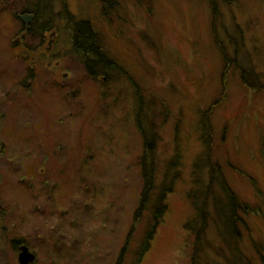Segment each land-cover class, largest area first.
<instances>
[{"label": "rangeland", "instance_id": "1", "mask_svg": "<svg viewBox=\"0 0 264 264\" xmlns=\"http://www.w3.org/2000/svg\"><path fill=\"white\" fill-rule=\"evenodd\" d=\"M49 1L47 22L35 0H0V264H20L15 241L28 264H137L150 241L140 264H239L211 211L195 218L200 238L186 229L189 193L216 163L245 206L262 208L240 246L264 253V90L240 78L264 82V0H217L214 13L207 0ZM81 22L116 70L88 75L73 38ZM142 165L154 176L135 216Z\"/></svg>", "mask_w": 264, "mask_h": 264}, {"label": "trees", "instance_id": "2", "mask_svg": "<svg viewBox=\"0 0 264 264\" xmlns=\"http://www.w3.org/2000/svg\"><path fill=\"white\" fill-rule=\"evenodd\" d=\"M35 1L37 2L36 7H38V13L42 15V19L43 18L45 20L46 18L47 20L51 19L53 10L48 11L47 9L48 7L51 10L50 1L49 0H35ZM214 1H217V0H207L213 13L216 12L217 10L215 7ZM36 18L38 19L37 16ZM72 25H75V28H73V34H74L73 38L75 40V46H77L76 48L77 51H81V53L86 58V60L84 61H85V66L88 70L87 71L88 75L91 78H95V76L97 77V75H99L98 74L99 69H101V71L115 69L117 64L111 58H109L105 54L104 51L103 52L100 51V48H98V42L96 40L98 37L97 36L95 37V35L92 33L93 31L90 28L89 24H87L86 22L84 23L81 22V23H75V24L73 23ZM46 31L48 30L46 26H44L43 24L41 26L40 31L38 30V33L44 34ZM225 49H226L225 47H222L221 53H222V58H223L224 63L227 64L230 61H229V54L226 51L227 49L226 50ZM240 53H241V49L239 50L238 47L235 46L232 57L234 58L235 56L236 58ZM241 71L242 73L240 75V78L246 88L255 89L257 90V92L264 90V82H260L259 76L254 77V74L251 73L250 76L252 79H250L248 78V74L246 73L248 70L244 69L245 73H243L242 69ZM255 85L259 87H255ZM201 126H202L201 132H206L207 129H205V127L206 128L208 127L204 123H202V121H201ZM202 141L204 144L205 142L204 134H202ZM144 145L146 146V148H148V146L149 148H151L153 145L152 140H149V141L144 140ZM205 147L207 150L206 153L208 152L206 155L205 161L207 163H210V158H211L209 154L210 148L208 146H205ZM211 167H212V172L209 174L207 186L205 188L198 189L196 192L189 193V198L192 202V206L194 209V216L191 220L188 221L186 225V229H188L190 232H192V234L194 233V235L200 238L201 229L203 230L205 226L200 227L201 228L200 230L198 228L196 229L197 223H196L195 218L196 216H199L200 220H203V219L205 220V218L208 215V212L211 211L213 213L212 219L215 222L213 227L216 230L217 236L221 239V241H223V245H224L223 249L227 253L226 257L229 259L231 255L238 256L236 254L238 253L239 254L238 257H240L239 264H254L252 259L257 256L259 258V263L264 264V253H263V249L261 245L258 244V246H255L253 240H251V243H252L251 247L253 248L254 253L256 254L255 256L252 254H249V252L243 253L241 246H240V243L243 240V230L244 232L247 231L245 218L252 214L259 215V213L262 212V208L258 207V205H255L254 207L245 206L243 204V201H241L239 197L233 192V190L230 187H228L229 185L227 186L225 184L224 179L221 177L220 168L217 165V163L214 165H211ZM214 172L217 178H214V175H213ZM153 173L154 172H152V170L151 172H149V170H147L142 165V176H141L142 181H143L142 185L146 191H143L142 193V197H141L142 203L140 207L138 208V210L135 212V216L138 215L140 210L147 209L148 199H147L146 192L151 187V180H152V177L154 176ZM193 174H194V184L201 185V183H203L202 182L203 178L199 176L197 172H193ZM163 184H165V182H163ZM252 184H254L256 195H258L261 199H263V196L261 192L259 191V189L257 188V185L255 184L254 181L252 182ZM213 186H217L219 188L220 193L222 194V196H218V199H216L215 196L217 195H215L212 190ZM210 198H212V200H210ZM161 199H162V194L159 195L157 204L155 205L153 209V215L156 217L158 216L161 217V214H160ZM263 206H264V203H263ZM163 210L165 213L166 207H164ZM156 226H158V223H156ZM206 243L207 241L205 242V240L203 239L200 242V249L204 246H209V244L207 245ZM20 244H21L20 241L12 242L13 250H17ZM150 244H151V241L147 242L146 244L147 246L144 247V249L141 251L139 258L137 260V264H140L142 262L145 254L148 252L150 248ZM198 250H199V246L195 243L193 253H196ZM119 262H117L116 264H119Z\"/></svg>", "mask_w": 264, "mask_h": 264}, {"label": "water", "instance_id": "3", "mask_svg": "<svg viewBox=\"0 0 264 264\" xmlns=\"http://www.w3.org/2000/svg\"><path fill=\"white\" fill-rule=\"evenodd\" d=\"M21 20H23L21 18ZM19 250V262L20 264H28L34 260V255L30 253L29 249L22 245L18 247Z\"/></svg>", "mask_w": 264, "mask_h": 264}, {"label": "flooded vegetation", "instance_id": "4", "mask_svg": "<svg viewBox=\"0 0 264 264\" xmlns=\"http://www.w3.org/2000/svg\"><path fill=\"white\" fill-rule=\"evenodd\" d=\"M27 24H28V23H27ZM27 24L24 23V28H25V29H27V26H28Z\"/></svg>", "mask_w": 264, "mask_h": 264}]
</instances>
